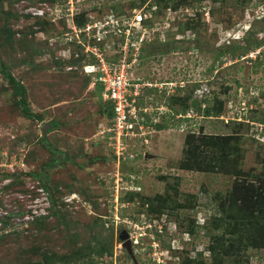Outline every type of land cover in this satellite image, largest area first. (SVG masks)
Listing matches in <instances>:
<instances>
[{
	"label": "rangeland",
	"instance_id": "rangeland-1",
	"mask_svg": "<svg viewBox=\"0 0 264 264\" xmlns=\"http://www.w3.org/2000/svg\"><path fill=\"white\" fill-rule=\"evenodd\" d=\"M69 1L0 0L1 59L24 86L30 112L42 118L22 115L14 86L0 68V237L7 235L0 242V264H42L47 258L66 260L57 264H182L201 252L210 264L205 226L219 212L218 195L230 189L233 178L178 165L189 131L234 134L231 144L238 146L241 178L259 181L264 173V21L259 11L264 0H228L223 6L187 0L193 7L189 13L201 18L194 35L175 34L188 50H171L172 35L167 44L145 50V59L130 70L131 77L162 84L161 92L145 91L139 104L164 109L155 114L158 123L148 143L125 140L117 161L101 133L108 119L96 85L88 87L76 60L78 49L71 46L75 61L68 62L70 51L61 45L70 24ZM72 1L76 13L96 14L97 7L105 14L113 5L131 8L156 0ZM182 14H177L179 20L186 21ZM170 31L175 33L176 27ZM246 38L257 39L262 47L243 54L225 51L245 47ZM170 87L173 96L190 93L191 100L201 103L199 114L171 119L167 112L173 96L165 94ZM215 96L224 103L222 116L206 117L202 109ZM51 121L57 126L47 140L66 156L48 169L58 215H53L39 177L42 166L54 158L40 140L43 122ZM158 124L166 128L158 130ZM100 156L107 159L98 160ZM132 192L138 196L132 199ZM166 194L175 209L159 217L147 213L141 197ZM41 216L46 218L40 223L33 221ZM189 223L194 237L184 232ZM123 230L131 254L119 238ZM97 239L109 240L112 256L96 255ZM236 259L238 263L231 258L225 264H264V247Z\"/></svg>",
	"mask_w": 264,
	"mask_h": 264
},
{
	"label": "trees",
	"instance_id": "trees-1",
	"mask_svg": "<svg viewBox=\"0 0 264 264\" xmlns=\"http://www.w3.org/2000/svg\"><path fill=\"white\" fill-rule=\"evenodd\" d=\"M215 4H220V6L226 5L228 0H211ZM174 2V3H173ZM201 2V1H200ZM238 3L243 4L245 0H237ZM170 3H173L170 5ZM145 2H142L140 6L137 7H118L117 5H113L110 7L108 11H112L114 14L118 16H124L131 13L133 9H139ZM157 6V10L153 12V17L151 19H146L143 23L146 27H161L165 18L167 16L168 9L172 11L190 9L193 10L192 5L187 0H156L149 4ZM96 13L102 14L99 8L96 7L94 9ZM90 12L92 10H89ZM79 11L76 13L74 17V22L77 26H82L87 21V15L89 13ZM182 19H176L172 23V27H176V31L171 32L170 30L165 31V41H160L159 36L160 32L151 31V39H146L142 44L141 52L139 59L142 62L145 59L143 52L145 50H152L155 46H162L167 44L168 38L173 35L175 44L171 47V50L183 49L180 42L176 40V36L178 34L186 35L187 32H190L194 35V32L197 29L196 20L198 23L201 21V18L197 19V17L187 16L183 14ZM264 21V17L262 18ZM66 29L64 30V32ZM63 32V33H64ZM177 34V35H175ZM194 38V36H193ZM62 44L63 48H67V50H71V45H67L64 43L63 38ZM245 47H232V49H225V51H230L232 53L239 52V54L250 52L256 48L262 47V43L257 39L248 40L246 38ZM60 44V43H59ZM115 46L117 44L114 43ZM78 49L80 53V58L76 59L78 63L82 60H86L85 56L82 53L81 48ZM109 52L108 57L113 59L114 61H119L120 55L117 53L115 56L110 55ZM149 54V53H148ZM72 57L70 51V58ZM144 57V59H143ZM74 58V57H73ZM69 61H75V59H66ZM0 68L3 75L13 84L14 93L16 95V105L21 111L22 115L28 119H33L37 121H41L42 118L34 115L30 112L27 99L25 97V88L24 86L16 80V78L8 71L6 65L1 59L0 55ZM88 79V87L91 84V79L83 74ZM86 86V85H85ZM96 94L101 103V92L98 90V86H95ZM95 88H93L95 90ZM223 101L219 99L217 96L214 97L212 105H206L204 109H202V113L206 117H216L219 118L222 116L223 111ZM175 106V107H174ZM176 106H178L176 108ZM201 103L197 101L191 100L190 93L186 95L175 94L171 97V104L168 107V115L171 119L177 118L178 121L182 119L188 118H178L179 115H185L188 111H195L196 114H199L201 110ZM102 112L106 115L108 122L105 124L106 127H109L112 123V108L109 103H103ZM196 109V110H195ZM166 114V113H165ZM51 124V128L48 133L55 129L57 126L56 121L48 122ZM161 123V122H160ZM158 130H162L166 128L163 124H158ZM238 137V136H237ZM232 139H237L234 134L228 135H205L202 133H195L189 131L185 137V148L184 159L179 162V169L187 170V171H197V172H216L218 174L227 175L233 178L230 189L225 194L218 195V209L219 212H216L210 216L209 223L206 224L205 230L206 234L209 236V243L206 247L207 252L210 255V264H225L228 259H233L234 262L238 263L237 256L241 255V253L251 249V248H261L264 247V173L260 175L259 181H246L241 178L240 172L241 169L239 167V158L238 154V146L236 144H231ZM41 142L43 143V147L47 150L51 155L54 156L51 162L43 165L39 177H40V186L46 193L49 202L52 207L53 215H58L57 201L53 195L52 188L49 181V171L48 169L53 168L56 162L58 161V153H61L63 156V160L66 158L62 151L57 150L53 147L52 144L47 140L50 148L44 145V141L42 137H40ZM208 149V153L206 152ZM112 157V151L110 154ZM107 157L100 156L98 160H106ZM46 169V170H45ZM45 171V174H44ZM131 176V174H130ZM258 182V183H257ZM176 191V188H175ZM177 192V191H176ZM132 199L138 196L137 192H132ZM144 205L147 206V213L154 215L155 217H159L164 214L166 211L174 210L175 207L170 205V197L168 194L166 195H157L154 198L149 197H141L140 199ZM155 203V204H153ZM44 217H36L33 219L36 223H40ZM181 226L179 230H181ZM183 232V231H182ZM184 232L189 234L190 236H195V227L193 224L189 223L185 228ZM7 235H2L0 238L1 241H5ZM99 243V244H98ZM112 245L109 240L106 239H97L96 241V255L100 258L104 256H112ZM95 250V249H94ZM198 257L189 258L185 257L182 261V264H206L203 259L202 252L197 254ZM129 258V255H126ZM131 258V257H130ZM57 262H66L65 259L53 260L52 258H47L43 261L42 264H57Z\"/></svg>",
	"mask_w": 264,
	"mask_h": 264
},
{
	"label": "built area",
	"instance_id": "built-area-1",
	"mask_svg": "<svg viewBox=\"0 0 264 264\" xmlns=\"http://www.w3.org/2000/svg\"><path fill=\"white\" fill-rule=\"evenodd\" d=\"M69 2L72 8L70 24L62 34V38L65 44L81 48L86 58L81 61V72L91 78V85L101 86V101L109 103L112 108V123L101 133L104 134L107 146L109 145L117 161L123 155L121 150L124 149L125 140L135 143L142 141L143 145L148 143L149 136L158 123L155 114L163 112L164 109L139 104L145 91L154 89L161 92L162 84L158 87L157 83L149 80L131 77L130 70L139 65L142 44L146 39H151V31L160 32L159 40L165 41V31L172 28V23L179 19L177 14L182 10L168 9L163 25L151 29L143 22L153 17L157 6L149 7L148 4L139 9H133L130 14L124 16H118L112 11L100 15L90 13L87 15L85 24L77 26L74 22L76 8L73 7L72 0ZM260 10L261 18H263L264 10L259 8ZM183 14L193 16L188 9H184ZM183 14L180 17H183ZM179 37L181 36H176L177 39ZM109 52L112 56L118 53L119 61L109 58ZM170 89L167 88L165 93L167 96L174 94L173 88L170 87ZM192 114H194L193 111H188L185 115L177 117L190 119Z\"/></svg>",
	"mask_w": 264,
	"mask_h": 264
},
{
	"label": "water",
	"instance_id": "water-1",
	"mask_svg": "<svg viewBox=\"0 0 264 264\" xmlns=\"http://www.w3.org/2000/svg\"><path fill=\"white\" fill-rule=\"evenodd\" d=\"M50 128H51L50 123L43 122V125L41 127V137L44 141V145L48 148H50V145L47 142V133ZM57 153H58V162L54 167L58 166L62 162L61 153L60 152H57ZM44 174H45V171H44ZM55 210H57V207L55 208ZM119 238L122 240V246L131 254V243H130V240H128V233L125 230H123Z\"/></svg>",
	"mask_w": 264,
	"mask_h": 264
}]
</instances>
